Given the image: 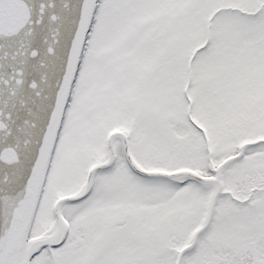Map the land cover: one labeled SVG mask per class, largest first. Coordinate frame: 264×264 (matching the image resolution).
Wrapping results in <instances>:
<instances>
[{
    "label": "snow or ice",
    "instance_id": "snow-or-ice-1",
    "mask_svg": "<svg viewBox=\"0 0 264 264\" xmlns=\"http://www.w3.org/2000/svg\"><path fill=\"white\" fill-rule=\"evenodd\" d=\"M0 264H264V0H0Z\"/></svg>",
    "mask_w": 264,
    "mask_h": 264
}]
</instances>
